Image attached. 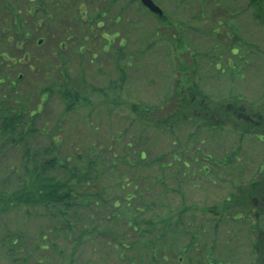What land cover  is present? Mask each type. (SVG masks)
Wrapping results in <instances>:
<instances>
[{
    "label": "rangeland",
    "instance_id": "374dc122",
    "mask_svg": "<svg viewBox=\"0 0 264 264\" xmlns=\"http://www.w3.org/2000/svg\"><path fill=\"white\" fill-rule=\"evenodd\" d=\"M9 1H17L14 4L22 8V25L32 36L18 51L12 44L4 45L15 63L8 69L2 66L7 74L3 93L8 92L10 107L25 106L39 113L22 129L24 145L0 141V187L10 190L14 186V171L25 151L37 152L42 158H69L68 164L78 163L92 181L83 188L91 196L82 197L89 201L62 217L55 216L53 209L25 207L0 214V264H207L208 251L212 252L208 259H220L222 264H251V242L256 234L248 236L247 228L258 209L252 201L247 205L240 201L242 206L232 208L226 203L223 215H216L213 207L223 205L230 194L239 191V185L245 190L250 181L260 178L262 136L242 134L234 118L220 129L209 130L192 117L166 128L136 116L141 108H148L153 117L173 112V106L169 109L162 101L174 89L181 61L177 55L190 63L196 60L193 79L214 100L245 108L264 103L260 97L264 91V26L251 18L247 0L209 4L204 0H154L172 24L159 22L138 2L129 0H118L109 9V0ZM39 4L41 10L30 16L28 6ZM224 4L230 5L227 13L210 16L211 9L227 10ZM101 13L92 24L87 22ZM117 14L121 18L116 22ZM9 19L10 13L0 5V29ZM217 20L236 26L240 37L227 39L225 27L217 26ZM232 46L240 48L241 60L231 55ZM220 52L225 54L223 66L215 67ZM28 55L33 59L25 61ZM229 57L237 62L233 70L226 67ZM116 62L123 73L118 72ZM17 75L20 80L12 86ZM64 82L86 94L91 104H79L66 112L56 92ZM46 87L54 91L49 93ZM93 87L107 90L108 96ZM122 183L127 185L120 189ZM129 195L134 197L133 207L126 203L123 208L115 207L123 216L114 222L113 200L120 197L122 202ZM148 202L135 215L132 209L144 208ZM235 212L243 217L241 221L232 220ZM179 217L181 222H177ZM133 218L163 220L158 233L167 223L172 228L166 243L156 246L158 256L164 255L159 263L150 261L143 243L136 240L137 234L130 229ZM115 237L126 246V258L118 256L120 245Z\"/></svg>",
    "mask_w": 264,
    "mask_h": 264
},
{
    "label": "trees",
    "instance_id": "16d2710c",
    "mask_svg": "<svg viewBox=\"0 0 264 264\" xmlns=\"http://www.w3.org/2000/svg\"><path fill=\"white\" fill-rule=\"evenodd\" d=\"M117 1L118 0H109L108 6L106 8L109 9ZM129 1H131L132 3L138 2L142 7L141 9H144L147 13H149L146 8L141 5L139 0ZM202 1L203 0H199L200 3H202ZM209 1L219 3V0H204V2H207V4H209ZM39 2L42 3L43 0H39ZM14 3H17V1L10 3L9 0H0L1 9H4V11L10 13V19L8 21L5 20L0 29V42L2 44V50L0 51V141H15L18 144L24 145L26 132H24L22 129H24V126L28 123V121H30L31 123L34 121V118L37 117V113H39V111H29L25 106H21L19 108L10 107L8 104L9 101H7L8 92L3 93L2 89L3 85L6 84L5 82L7 79V74L5 73L3 68L8 69L10 66H14L15 63V60L10 58L7 54V50L4 45L8 44L6 46L8 47L11 46L10 44H12L11 47H14L15 50L18 51L21 50V46L24 44L27 38L29 36H32V31H28L27 28L23 27L22 25L23 18L20 15L22 8ZM247 4L251 8V18L254 21L258 22V24L264 26V0H247ZM225 5L226 4H224L223 7L227 8V10H220L219 8L211 9L210 16L218 17L220 16V11L223 13H227L230 9V5ZM208 8L209 7H206L207 10ZM206 9L203 10L205 14L203 16L207 15ZM39 10H41L40 4L36 6H28L27 13L30 16H33L35 15L34 13L39 12ZM102 14L103 13L97 14L96 17H91L87 22L92 24L94 19H97V17H101L99 15ZM149 14L154 16L156 20L161 23L168 21V16L165 12L164 16L160 18H157L151 13ZM221 15L226 17L225 14ZM120 18V14H117L113 17L116 22L119 21ZM98 22L103 24L102 21ZM169 23L172 24L171 22ZM216 23L217 26L225 27V36L227 37V39L232 40L233 38H235L236 40V38L238 39V37H240L238 28L231 25V23L228 24L226 21L225 24H222L220 20H217ZM217 30L214 32H219ZM49 33L50 30H48V34ZM176 40L181 44L183 43L182 46L185 47L186 44L182 41V38L177 37ZM232 47H230V49H232L231 55L236 56V60H241V56L239 54L240 48L233 47L235 48V50H233ZM223 53L224 52H220L215 56V67L223 66L221 61L222 58H225V54ZM31 59H33L32 56L28 55L25 57V61H29ZM38 59L39 57H34V60ZM177 60L181 61H178V67L176 69L178 75L174 79V89L172 90V93L168 97H165L162 101L163 105H170L169 109H171V106H173V112H169L170 114L165 112V117H153L151 116L150 110L148 108H141L139 112H136V116L139 119L144 120L145 122L149 123V125L155 123L160 127L170 128L174 125L185 123L186 120L192 117L194 120L205 123L207 129L216 130L222 128L224 124L228 123L230 119L234 118L232 121L235 125V128L240 129V132H242V134L248 132L252 135H261L262 138L260 139H262L264 143V103L259 107H256L255 105V107L252 108H245V106L238 105L237 103L222 104L221 102L214 100L211 96L203 92L199 87V83L193 79L196 74V70L194 69V67H197V63L194 58H192V62L190 63L187 59H182L179 55H177ZM226 61L228 63L226 67H228L230 70L236 68L235 66L237 62L235 61V59L229 57V60ZM125 65H127V63ZM27 67L31 68V66L29 65ZM116 67L118 72L123 73L124 68L119 66L117 62ZM18 77L20 76L17 75L16 77H14L15 81L10 82L12 86H14L15 82L20 80V78ZM92 89L93 91H98V93L100 92L103 97L108 96V92L106 89V92H104L103 89H98L95 87H93ZM44 90L50 93L51 91H54V88L46 87V89ZM56 92L59 94L58 96L60 97V100L63 101V107L66 112L72 110L74 106H79V104L86 107L91 104V101L86 96V94L81 93V91L78 89L69 88L67 86V82H64L60 88H57ZM260 97L261 102H264V91L262 93V96ZM235 98L238 100L240 99L237 96H235ZM37 105H39V102L37 103ZM163 107L166 108V106ZM28 152L29 151L24 152L23 157L20 160L21 163L19 165V168L14 171L16 177L14 186L10 190L0 187V214L11 213V211H16L25 207L42 208L45 211L53 209L56 212L55 216L58 215L62 217L66 213V211H71L72 213L75 206H84L85 201H89L88 199H84L82 197L91 196L85 194V190L83 189L84 184L88 185L92 181V176L87 172L86 169L80 168V165L78 163L68 164V162H71L69 158L62 160L58 155H55L50 159L44 157L42 158V156L38 155L37 152H33L31 155ZM207 157L209 156H206V158ZM138 159L139 161H142L144 158L140 155ZM196 162H198L197 157L194 158V163ZM207 170L208 168L205 169V171ZM259 170L262 172L260 178L250 181L246 185L245 190H242L245 186L239 185V191L237 193L230 194L229 198L224 200L223 205L219 203L217 207L216 205L213 207L214 209H216V212H213V214L223 215L222 213L224 212V205L226 203H228L230 207L234 208L242 206L243 203L247 205L246 203L257 201V204L255 206L253 205L255 210L258 209L256 210L255 214V216L257 217L254 219V222L250 223V227L247 228L249 230L248 236H250L252 232L256 234L255 240H253V242L251 243H254V245H257V247L253 246V248H251V252H257L258 257L255 258V260L254 257H251L253 258L251 264H264V168H260ZM126 185V183H122L119 188L123 189V187ZM240 191L241 193H239ZM122 198L124 200L122 202L120 197L115 198L112 202L111 211L114 216V222H117L118 218L123 216L120 212L114 209L115 207L119 206L120 208H123L125 203L127 204V206H130L131 204L134 205V203L132 202V199L134 197L132 195L125 197L123 196ZM240 201H242L243 203ZM97 202L98 200H94V203ZM132 205L131 207H133ZM147 206H149V202L144 203V208L138 205L132 210L133 212H141ZM242 208H245V206ZM126 214H128V212ZM135 215H138L137 212L135 213ZM247 217L249 216L247 215ZM241 218L243 217L237 212H235V214L232 216V220L234 221H241ZM162 221L163 220L158 221V219H146L142 221L137 218L135 220L133 218V220L130 221V229L133 233L137 234L136 240H138L139 243H143L145 247L144 251L146 253H149L150 261L155 263H159L164 259V255L162 257L161 255L158 256V252H156V246L159 245L160 247L161 244H165L167 235L169 236V234H172L173 232L172 228L168 227L167 223L162 226L163 229H161V231L158 233L157 227L158 224L162 223ZM179 221L181 222L180 217L177 222ZM139 223L142 225L139 226ZM143 226H145V228L142 229L141 227ZM194 237L195 236H193V238ZM114 241H117L116 237L114 238ZM194 243L195 242H193V244ZM117 244L120 245V249H118L119 251L117 252L118 256L120 258H126V246L124 245V243H120L119 241H117ZM185 249V253L187 254L189 248L186 247ZM211 253L212 252L208 251V256H210ZM216 260L219 259H211L213 264H217ZM210 262H208L207 259L206 263L211 264ZM129 263L133 264L132 261Z\"/></svg>",
    "mask_w": 264,
    "mask_h": 264
},
{
    "label": "water",
    "instance_id": "95a60500",
    "mask_svg": "<svg viewBox=\"0 0 264 264\" xmlns=\"http://www.w3.org/2000/svg\"><path fill=\"white\" fill-rule=\"evenodd\" d=\"M139 2L149 13L155 15L157 18L164 16L163 9L160 8V6L157 5L154 0H139ZM38 43H41V40H39Z\"/></svg>",
    "mask_w": 264,
    "mask_h": 264
},
{
    "label": "flooded vegetation",
    "instance_id": "af4514ba",
    "mask_svg": "<svg viewBox=\"0 0 264 264\" xmlns=\"http://www.w3.org/2000/svg\"><path fill=\"white\" fill-rule=\"evenodd\" d=\"M254 202V205H256L257 204V201H253ZM257 216H255V217H253V221L252 222H254V219L256 218ZM193 246H197V243H194L193 244ZM253 246H255V247H257V245H254V243H253V245H252V248H253ZM255 252V251H254ZM251 252V256H254L255 258H257L258 257V254H257V252ZM192 257H194V256H192ZM255 258H254V260H255ZM180 259H182V258H179V260ZM194 259H196L195 257H194ZM208 259V256H207V258H206V260ZM211 261V259H208V262H210ZM216 262H217V264L219 263V264H222V261L219 259V260H216ZM211 264H213V262L211 261L210 262Z\"/></svg>",
    "mask_w": 264,
    "mask_h": 264
}]
</instances>
